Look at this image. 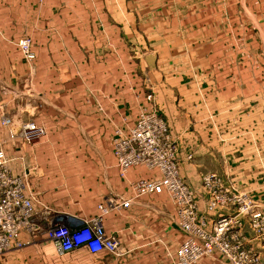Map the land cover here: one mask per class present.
I'll use <instances>...</instances> for the list:
<instances>
[{
  "label": "crops",
  "instance_id": "crops-1",
  "mask_svg": "<svg viewBox=\"0 0 264 264\" xmlns=\"http://www.w3.org/2000/svg\"><path fill=\"white\" fill-rule=\"evenodd\" d=\"M228 7L236 11L230 24ZM248 8L255 10L254 5ZM248 8L243 0H0V90H11L0 92V120L10 119L9 125L0 123V136L7 137L25 120L45 129L34 143L14 138L3 146L13 157V173L26 172L35 208L41 209L39 201L51 202L84 219L106 195L130 197L129 181L157 176L132 167L120 177L109 141L116 125L123 130L132 125L144 103L131 91L142 94L147 87L152 94L148 106L175 138L179 175L198 202L205 172L216 173L254 200L264 199L259 155L264 154V136L258 130L264 121L258 103L253 104L259 98L251 96L246 115L236 109L245 102L243 90L228 85L225 77L217 79L226 67L210 61L219 57L212 43L227 42L229 30L242 39L239 14ZM25 35L34 53L28 63L16 44ZM175 43H187L188 49H176ZM187 53L205 59L193 61L197 67L187 81L173 69L161 74L160 58ZM209 66L215 67L216 81L196 73ZM245 122H255L246 136ZM175 216L166 192L141 195L103 219L105 232L125 251L119 258L80 248L61 256L38 236L2 255L0 264H167L184 239ZM253 245L264 261V241ZM195 264L227 262L210 254Z\"/></svg>",
  "mask_w": 264,
  "mask_h": 264
},
{
  "label": "built area",
  "instance_id": "built-area-1",
  "mask_svg": "<svg viewBox=\"0 0 264 264\" xmlns=\"http://www.w3.org/2000/svg\"><path fill=\"white\" fill-rule=\"evenodd\" d=\"M16 44L25 61L34 59L30 37L22 36ZM143 100L132 125L113 131L111 151L120 177L132 167L157 176L129 181L130 197L106 195L96 204L95 213L84 219L65 217L43 205L37 210L25 182L26 172L13 173L0 143V257L30 245L38 236L48 239L61 256L80 248L91 254L106 252L121 257L124 250L113 234L105 232L104 217L128 207L135 197L164 191L175 206V225L184 235L167 264H195L210 254H217L227 264H264L253 245L264 241V203L226 185L214 172L200 175L202 197L198 202L195 191L179 175L175 141L166 122L147 106L150 94ZM0 123L9 125L10 119L2 116ZM44 134L42 125L27 120L19 123L16 131L8 130L7 138L34 143Z\"/></svg>",
  "mask_w": 264,
  "mask_h": 264
},
{
  "label": "rangeland",
  "instance_id": "rangeland-1",
  "mask_svg": "<svg viewBox=\"0 0 264 264\" xmlns=\"http://www.w3.org/2000/svg\"><path fill=\"white\" fill-rule=\"evenodd\" d=\"M215 1H217V0H215ZM220 1L226 2L227 0H220ZM234 1L235 0H230V2H234ZM237 1H238V3H240V0H237ZM243 2H244L245 7H247V8L250 5L251 6L254 5L255 10H251L250 8H248L247 10L244 9L245 11H242L239 14L242 17V19H240V21L244 22V23L241 22L242 25L239 28V29H242V31H243L242 39L241 40L236 39L235 34L233 33L234 32L233 28L231 30H229L227 32V38H228L227 42L212 43L214 46L213 49H215V51L217 53H219L220 58L217 57V58L212 59L210 61H211V63H213L215 65L217 64L218 67L220 65L222 67H226L225 74L222 73V76H220L221 74L217 75V79H220V78L223 79L225 77V81L228 83V85H230L229 83H231L233 86L238 88V91L241 92V90H243L242 91L243 100L241 102H244V101L245 102H244L242 107H240L241 106L240 105L236 109H238V110L242 109V112H244L246 115V111L249 109V107H250L249 104L252 101L251 96H254V97H258L259 100L257 102V99L255 100V98H254L253 104L256 105L258 103L259 109H260L259 113H261L260 115L264 116V114H263L264 113V0H243ZM256 4H258V5L256 6ZM235 12L236 11H235L234 7H228L227 14H228V23L229 24L231 23L230 21L232 20V15ZM253 19H254V22H253ZM252 26H253L254 34H252L253 31H251ZM255 31H256V33H255ZM171 44L174 45V43H171ZM175 44L177 46L176 49L182 48V50H184L183 45L185 46L186 49H188L187 43H175ZM193 44H195V46H197V48H202L204 46L203 43H191L192 47L194 46ZM209 46L211 47V43H209ZM194 51L197 54V50H194ZM195 60L197 63V61L202 62L205 59L198 58L196 56ZM195 60L193 57H191L187 53V56L184 54V56H182V57L171 56L168 58H160L158 63H157V67H159V68L164 67V71L161 72V74L171 72L172 71L171 69H173V71L179 72V75L181 76L182 80L187 81L189 78V74H191V72H192V74H194V72H195V69L193 68L196 65L193 62ZM25 62L28 63L30 61H25ZM213 66H209L206 69H198V70L196 69V73L198 76H202V78H203V75H206V77L208 78L207 80H209V81H216V75L213 73L215 67H213ZM152 67H153V70H155V66H152ZM196 67H197V65H196ZM183 72H185V73L183 74ZM129 78L131 79L132 77L130 76ZM136 78H138V77H136ZM144 79L146 81V77H144ZM146 89L147 90H144V92L142 94L133 89L131 91V97L132 98L133 97L138 98V97L142 96V98H143L144 95H146V94H150V96H152V94L149 90L150 88L147 87ZM0 92L3 94H7V93H10L11 90L2 89V90H0ZM147 106H148V104H147ZM148 107L150 108V106H148ZM262 116H260V119H261V121H264ZM25 121H27V120H25ZM248 123L247 122L244 123V130H243L244 136H246V133L248 131H251L248 129V127L255 124V122L253 124H251V123L248 124ZM116 128L122 129L120 125H116L113 128L112 133ZM258 130L260 133H263V134H261V136H264V122H261L258 125ZM170 136L175 141V138H173L171 134H170ZM111 138H112V136H111ZM111 138L109 141H111ZM9 140H11V139H9L7 137L4 138V137L0 136V143L2 142L3 146H5L6 143L9 142ZM175 146H176V141H175ZM176 150H177V146H176ZM6 155L9 158V160H10L9 162H10V165L12 167L13 157L8 153H6ZM259 155H260V164L263 165L264 164V162H263L264 161V154L260 153ZM25 182L27 183V185L29 184L28 176L25 177ZM115 195H118V194H115ZM249 197L251 198V196H249ZM252 200H254V199H252ZM254 201H258V200H254ZM258 202L264 203V199H262ZM39 203H41L43 206L47 207L50 211L61 213L65 217H67V215H72V216H75L76 219L81 218L78 214L73 213L72 211H69V210H64L61 207H58L57 205H54L51 202L39 201ZM45 239L44 238L40 239L38 242H44V241L48 240V239H46V240ZM124 254H125V251H124ZM115 258H119V257H115Z\"/></svg>",
  "mask_w": 264,
  "mask_h": 264
}]
</instances>
